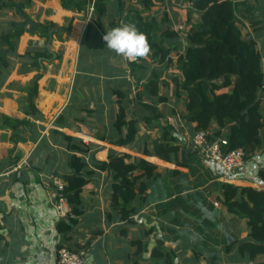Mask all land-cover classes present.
I'll use <instances>...</instances> for the list:
<instances>
[{
	"label": "crops",
	"instance_id": "1",
	"mask_svg": "<svg viewBox=\"0 0 264 264\" xmlns=\"http://www.w3.org/2000/svg\"><path fill=\"white\" fill-rule=\"evenodd\" d=\"M243 4L246 8H239L238 26L242 35L245 28L249 40L257 43L264 69V0H244ZM106 7L105 15L95 18L87 31V12L65 10L61 0H31L25 10L31 21L53 23L58 28L71 25L72 29L61 39L53 36L47 45L53 59L40 61L39 66L26 54L42 51L45 40L40 34L25 33L14 41L15 55L8 56L10 73L0 68V174L9 173L0 181V264H58L57 255L63 249L85 252L84 264H249L248 256L239 251L240 242L251 241L246 223L227 213L214 187L231 182L221 165L197 155L201 165L194 163L192 169H182L185 174L172 176L175 164L142 154L161 137L166 120L178 128L174 135L183 145L195 151V126L180 120L181 101L172 105L164 95L172 83L165 77L166 69L173 64L176 67L178 56H170V64L150 52L128 61L107 49L102 38L122 25L131 12L141 13L145 22L154 18L159 25L160 16L154 13L158 8L137 11L130 3L116 0ZM8 30L9 25H0V37ZM84 42L85 51L81 49ZM83 56L86 67L81 66ZM38 76L37 113L30 117L22 109ZM154 77L159 85L167 86L159 88L158 96L150 97L146 87ZM119 93L124 95L127 121H137L139 130L129 148L112 144L119 135L114 129ZM160 97L167 102H161ZM149 106L156 108L162 119H154ZM2 117L26 120L29 127H18L13 141L14 131ZM126 132L124 129L123 134ZM65 137L89 151L81 155L67 150ZM124 154L156 166L159 175L156 180L137 175V186L144 185L146 190L130 205L134 212L125 221L112 208L113 176L91 167L94 161L109 162L110 156ZM72 156L83 157L93 175L81 194L82 215L63 233L57 228L61 221L54 209L56 192L51 178L64 180L71 175ZM257 162L264 165V156L246 162L244 171H252ZM238 180L264 191L259 179L241 175ZM158 245L168 253V261L154 258ZM258 262H264V255Z\"/></svg>",
	"mask_w": 264,
	"mask_h": 264
},
{
	"label": "trees",
	"instance_id": "2",
	"mask_svg": "<svg viewBox=\"0 0 264 264\" xmlns=\"http://www.w3.org/2000/svg\"><path fill=\"white\" fill-rule=\"evenodd\" d=\"M109 1H96L87 31L95 18L105 15ZM154 1L143 0L145 10L150 11ZM243 2L244 0H191V10L202 15L203 25L200 31L193 35L195 38H191V45L177 55L176 67L180 71V82H177L174 88V96L181 101L183 107L179 115L180 120L195 126L193 138L197 133L205 132L210 143L225 139L227 146L224 151L242 149L246 154V162H251L255 157L264 156V69L263 56L257 49V43L254 40H245L238 26L239 15L242 14L239 8H246ZM89 3L90 0H61L63 9H75L78 12H87ZM30 4L31 0H0V10H15L20 17L19 20L11 22L8 32L0 37V68L6 73L11 71L8 56L15 55L14 41L25 33L40 34L45 40L42 51L26 54V58L33 60V65L39 66L40 61L53 59V54L47 48L53 36L61 39L63 33L72 29L71 25L58 28L53 23L43 25L31 21L25 15V10ZM119 5L122 8L121 3ZM122 24L135 25L146 35L149 52L152 51L154 58L172 63L170 56L175 50L167 44L174 42L177 36L179 38L177 33L168 29L161 34L156 19L153 18L147 23L139 12L126 15ZM1 75L0 71V78ZM40 78L36 77L27 104L22 109L26 116L34 117L37 113ZM161 86L166 87L167 83L159 85L156 77L151 79L146 87L149 96H158ZM118 96L119 108L114 129L119 135L117 140L112 139V144L119 148H129L136 142L139 130L137 121H127L126 109L122 105L124 95L119 93ZM160 101L167 102V99L160 97ZM147 108L154 113V119H162L156 108ZM10 117L2 119L14 131V141L18 135L17 128H28L29 123ZM124 129L127 130L126 134H123ZM178 132V128L166 120L161 137L152 147L146 146L142 152L146 156H154L175 164L177 169L170 172L172 176L185 174L182 169L190 170L194 163L201 165L200 158L203 157L199 151H192L183 145L181 138L174 135ZM64 141L69 151L81 155L89 151L85 145L74 143L72 138L65 137ZM202 159L204 160V157ZM89 165L83 157L70 158L71 175L64 179V195L72 213L69 219L60 220L57 227L60 232L68 233L71 226L75 225V219L82 215L81 194L89 183L88 178L93 175V170H88ZM91 167L113 176L111 204L123 221L131 217L134 210L129 209L130 205L146 190L144 185L137 186V175L143 174L147 180H156L159 176L156 166L143 159L132 158L128 154L110 156L109 162L94 161ZM239 172L240 170L234 173L224 171L231 182L214 187L219 190L218 200L227 213L246 223L251 241L240 242L239 251L248 256L249 264H264L258 262L259 257L264 255V191L238 180ZM259 178V181L264 183V172L259 174ZM158 246L154 258L159 256V260L168 261V253L163 251L162 245Z\"/></svg>",
	"mask_w": 264,
	"mask_h": 264
},
{
	"label": "rangeland",
	"instance_id": "3",
	"mask_svg": "<svg viewBox=\"0 0 264 264\" xmlns=\"http://www.w3.org/2000/svg\"><path fill=\"white\" fill-rule=\"evenodd\" d=\"M16 1L20 2L22 0H16ZM116 1L118 2L121 1L122 3H126V2L130 3L133 9H137V11L139 9L142 10L145 9L143 0H116ZM165 1L161 2V0L158 1L155 0L150 11H154V9L158 8V10H155L154 13H158V15L160 16L159 17L160 24L157 25V28L159 29V31H161V34L165 33L169 29V30H173L175 33H177V35H179V38L177 36L174 39V42L167 44L170 47H172L173 50L177 51L176 53H172L171 56L177 57V55L180 52H182L186 47H188L187 45H191V38L193 39L195 38L193 35L199 32L201 26L203 25V20H202L203 18L202 15L198 13L196 14L191 10L192 9L191 0H173V2L172 1L168 2V0ZM131 13H135V12H131ZM149 18L150 16L147 17V20H149ZM19 19L20 17L15 10L13 11L12 10L7 11L6 9L0 10L1 26L6 27V24L10 25L11 22ZM243 36L245 40H249V34L247 33V30L245 28L243 30ZM85 47H86V43L84 42L81 49L85 51L84 50ZM150 53L152 54V51ZM83 59L84 56L81 57V66L84 65L86 67L87 63H85ZM174 66L175 65L173 64L172 66L167 67L166 69L167 75L165 77L167 79L168 78L171 79L172 83L170 84V88L168 90H165L164 95L168 96V99L171 101L172 105L174 104L177 105L179 102L174 96V88L177 82H180V73L177 71L176 67ZM94 67H97V65L94 64ZM69 111H72L71 107L69 108ZM176 123L178 127L181 126V123L179 122L178 119L176 120ZM105 129L108 128L105 127ZM102 131L105 132L104 129ZM245 167L246 166L241 168L240 172L237 174L238 179L241 177V175H245V178L247 179L251 178L252 181H255L256 179H260L259 174L264 172V165L259 164L258 162L252 165V171H247V170L244 171ZM169 179H171V177H169Z\"/></svg>",
	"mask_w": 264,
	"mask_h": 264
},
{
	"label": "built area",
	"instance_id": "4",
	"mask_svg": "<svg viewBox=\"0 0 264 264\" xmlns=\"http://www.w3.org/2000/svg\"><path fill=\"white\" fill-rule=\"evenodd\" d=\"M96 1L97 0H90L88 5L87 13L89 22L93 16ZM192 141L194 149L199 151L204 159L219 163L226 173H234L246 165V154L244 150L224 151V147L227 146V141L225 139H219L210 143L207 139V133L199 132ZM23 165H25V163L18 165L16 171ZM7 175H9V173L0 174V181ZM51 182L56 192L53 203L56 215L60 220H67L71 216L72 209L64 195L66 184L60 177L51 178ZM85 258L86 253L83 251L72 252L66 249L60 250L57 255L58 264H84Z\"/></svg>",
	"mask_w": 264,
	"mask_h": 264
},
{
	"label": "clouds",
	"instance_id": "5",
	"mask_svg": "<svg viewBox=\"0 0 264 264\" xmlns=\"http://www.w3.org/2000/svg\"><path fill=\"white\" fill-rule=\"evenodd\" d=\"M107 49L128 61H135L149 53L146 35L133 24H122L107 31L103 36Z\"/></svg>",
	"mask_w": 264,
	"mask_h": 264
}]
</instances>
